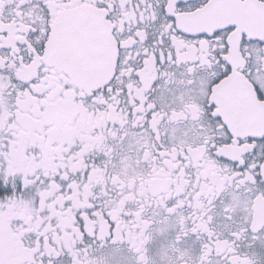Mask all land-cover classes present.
Masks as SVG:
<instances>
[{
    "label": "snow or ice",
    "instance_id": "1",
    "mask_svg": "<svg viewBox=\"0 0 264 264\" xmlns=\"http://www.w3.org/2000/svg\"><path fill=\"white\" fill-rule=\"evenodd\" d=\"M0 264H264V0H0Z\"/></svg>",
    "mask_w": 264,
    "mask_h": 264
}]
</instances>
